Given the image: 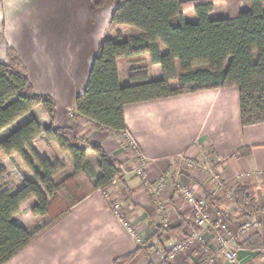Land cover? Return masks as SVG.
I'll list each match as a JSON object with an SVG mask.
<instances>
[{"label":"crops","instance_id":"0c3cea01","mask_svg":"<svg viewBox=\"0 0 264 264\" xmlns=\"http://www.w3.org/2000/svg\"><path fill=\"white\" fill-rule=\"evenodd\" d=\"M117 3L97 7L94 0H0V62H9L11 49L22 62L36 93L51 96L57 102L58 125L69 126L102 144L110 156L119 160L123 178L106 190L122 203L124 219L137 237L116 217L102 190H97L5 264H113L136 250L138 238L154 248L137 264H227L216 251L214 230L196 225L192 208L179 191L180 186H186L203 197L213 216L226 208H236L227 198V191L217 190L206 172L208 159L227 188L237 183L254 188L259 228L250 235H259L260 246L241 247L240 264H264V122L242 124L237 87L127 104V132L145 158V176L137 172L139 157L127 147L124 132L102 130L85 116H73L74 101L87 87L102 40L108 35L115 40H128L139 33L128 26H110ZM126 28L135 32L126 35ZM118 64L121 81L124 74L132 83L130 68L137 65L121 58ZM142 65L148 66L150 78L162 77L160 65ZM36 108L22 116L18 125L35 117L32 112ZM44 116L47 124L37 118L43 128L51 122L45 112ZM40 139L41 145L37 143ZM32 144L42 157L54 164H65L56 180L74 172L71 155L56 142L42 134ZM16 155L0 165L4 167ZM98 161L97 154L90 151L87 162H93L96 167L90 166L97 173ZM161 181L162 195L147 190L148 184L155 188ZM23 184L24 181L17 188ZM34 203V198L24 203L21 212L29 204L32 213ZM21 212L15 220L31 230L19 220ZM30 216L46 220V216ZM194 232L203 234L206 242L212 244L214 261L203 260L199 241L172 260L165 258L172 244ZM250 235H238L235 242H246Z\"/></svg>","mask_w":264,"mask_h":264},{"label":"trees","instance_id":"16d2710c","mask_svg":"<svg viewBox=\"0 0 264 264\" xmlns=\"http://www.w3.org/2000/svg\"><path fill=\"white\" fill-rule=\"evenodd\" d=\"M222 1L228 2L227 14L213 17ZM249 1L250 8L243 9L238 0H94L97 7L118 2L111 26H128L139 33L128 40L109 35L102 40L87 87L74 101L73 116H85L102 130L124 132L127 104L235 86L240 93L242 124L263 123L264 0ZM189 11H194L197 20L186 18ZM120 58L137 65L130 68L132 83L121 81ZM146 62L160 65L162 77L150 78L148 66L142 65ZM36 107L46 113L50 124L43 128L33 117L18 125V120ZM57 112L55 99L36 93L19 57L9 49V62H0V133L15 123L17 126L0 139V164L16 153L34 177L20 188H4L7 170L0 165V264L52 228L75 204L123 178L119 160L102 144L58 125ZM42 134L71 155L72 174L55 179L65 164H54L38 153L32 142ZM90 151L98 156L99 173L87 162ZM33 198V216H46V220L29 230L15 217ZM234 199L236 208L226 212L230 220L251 217L259 210L250 185L237 183ZM246 242L248 247L258 248L259 235L253 233ZM152 249L153 245L139 244L113 264H137Z\"/></svg>","mask_w":264,"mask_h":264},{"label":"built area","instance_id":"2783aa9c","mask_svg":"<svg viewBox=\"0 0 264 264\" xmlns=\"http://www.w3.org/2000/svg\"><path fill=\"white\" fill-rule=\"evenodd\" d=\"M124 136L126 138L127 146L130 147L133 150V152L139 157V167L137 169L138 174L145 176L146 175L145 158L142 155L140 148L137 146L136 142L129 136L127 131H124ZM207 163L208 164L205 165V170L212 177L216 189L225 190V191L227 190V196L231 199L234 196V191L232 192L231 190H229L230 186L227 188L224 185V182L221 179V175L217 171H215V169L212 167L211 159H208ZM162 181L155 188L152 185L148 184L147 190L152 193L154 192L159 196L162 195V191L164 190V182ZM179 191L183 194L186 201L191 206L193 212V220L196 223V225L203 228L212 225L211 217L209 215V210L207 209V204L205 199L201 196L194 194L186 186H180ZM102 192L106 197L108 203L110 204L116 217L122 220V222L127 226L128 230L132 235L137 237V233L135 229L131 227L128 220L124 219V211H123L122 203L118 200V198H116L112 193L108 192L107 190H102ZM164 225L168 226V222H165ZM256 225L258 227H255ZM239 227H240L239 234H245V232L248 231L255 232L259 228V222L254 223L253 221H248L243 223L242 226ZM220 228L226 230L228 227L226 224H224L220 226ZM196 241H199V243L202 246L201 256L203 260L207 262L214 261L216 257L212 254V252L214 251L212 244L207 243L203 234H200L199 232H194L191 235L183 237L178 242L172 244L165 258L172 260L178 252L184 251L187 247L194 245ZM138 242L139 244L144 245L143 241L139 238H138ZM214 243L216 245L215 246L217 249L216 251L218 253L223 252L227 264H240V251H241L240 247L231 244L224 237V235H222V233L218 234L217 239L214 241ZM219 243L221 244L220 247H219Z\"/></svg>","mask_w":264,"mask_h":264},{"label":"rangeland","instance_id":"374dc122","mask_svg":"<svg viewBox=\"0 0 264 264\" xmlns=\"http://www.w3.org/2000/svg\"><path fill=\"white\" fill-rule=\"evenodd\" d=\"M239 1V5L241 8L243 9H248L250 8V1L249 0H238ZM228 12V2L227 1H222V2H219L217 5H216V8L214 10V14H213V17H223L227 14ZM191 13V14H190ZM194 18V19H191V16ZM186 18L188 20H197L196 18V15L194 13V11H189L187 14H186ZM111 26V24H110ZM135 32V30H133L132 28H126L124 30V33L126 35H132L133 33ZM123 61H125L124 58H121ZM154 79H157L156 77H153ZM122 82L124 84H128L130 81L128 79V77H125V75L123 74L122 76ZM68 112H71L70 109H67ZM32 115L37 117L39 119V117H41V121H43V123H46L44 121H47V118L44 116V112L40 109V108H36L33 112H32ZM39 116V117H38ZM47 124V123H46ZM17 125V123H15L14 125L8 127L7 129L3 130L1 133H0V139L4 138L7 133L9 131H11L15 126ZM45 126V124H43ZM125 141H126V138H125ZM37 143L39 145L43 144L42 140L40 139L39 141H37ZM127 145V143H126ZM128 147V146H127ZM91 164L89 165H93V162H90ZM6 170H7V176L4 178V180L6 181L8 178H9V182H5L4 180V188L6 187H14V188H17V186L21 183V182H25L27 179H29V177H34L33 176V172L28 168L27 165H25V163L23 162L22 158L17 154L14 158H11L9 161H7L5 164H4ZM96 167V166H95ZM2 183V182H1ZM227 187V186H226ZM229 190H231L232 192L234 191V186L232 185V187L229 188ZM222 191V190H220ZM227 191V190H226ZM227 198L229 199V201L231 203L234 202L235 204V199H234V196L230 199L228 196ZM229 202V203H230ZM227 210H223V211H220L219 213H217L215 216H213L214 214H211L210 211H209V215L211 217V223L212 225H209L207 228L209 229H213L214 230V239L216 240L217 239V236L219 233H222V235H224V237L233 245L235 246H238V247H243V246H247L248 242H245V241H241V243H236L235 242V239L237 238L238 235H241L242 234H239L240 233V227L239 226H242L243 223L245 222H248V221H253L254 223H258V217H257V214H254V216H251V217H243V218H240V219H236V220H230L227 218L226 216V212H233L234 209L232 210L231 208H226ZM32 213L29 212V204L25 206L23 212H21L20 216H19V220L21 222H24L25 224H27L31 230H34L35 227H39L41 224L44 223V220L41 218V219H35V218H32L30 215ZM36 222V221H38ZM222 221V222H221ZM38 223V224H37ZM226 224L227 225V229H222L220 228V226ZM255 227H258L257 225ZM225 230V231H224ZM252 232L248 231V232H245V235H250ZM244 235V234H243ZM145 245V244H144ZM220 243H219V247H220ZM154 248V246H153ZM153 250V249H152ZM224 258V254L223 252H219ZM162 254H164V251L162 252ZM226 260V259H225Z\"/></svg>","mask_w":264,"mask_h":264}]
</instances>
